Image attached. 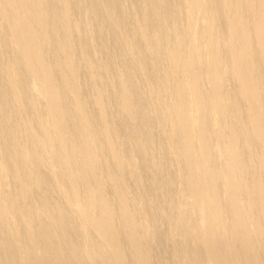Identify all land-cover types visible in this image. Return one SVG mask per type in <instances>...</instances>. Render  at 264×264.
<instances>
[{"label": "bare ground", "instance_id": "obj_1", "mask_svg": "<svg viewBox=\"0 0 264 264\" xmlns=\"http://www.w3.org/2000/svg\"><path fill=\"white\" fill-rule=\"evenodd\" d=\"M0 264H264V0H0Z\"/></svg>", "mask_w": 264, "mask_h": 264}]
</instances>
